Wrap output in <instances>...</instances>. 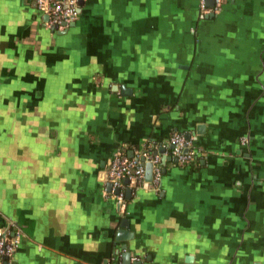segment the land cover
Instances as JSON below:
<instances>
[{"label": "crops", "instance_id": "obj_1", "mask_svg": "<svg viewBox=\"0 0 264 264\" xmlns=\"http://www.w3.org/2000/svg\"><path fill=\"white\" fill-rule=\"evenodd\" d=\"M81 2L57 32L0 0V264H264V0ZM191 133L195 163L118 208L113 155Z\"/></svg>", "mask_w": 264, "mask_h": 264}, {"label": "built area", "instance_id": "obj_2", "mask_svg": "<svg viewBox=\"0 0 264 264\" xmlns=\"http://www.w3.org/2000/svg\"><path fill=\"white\" fill-rule=\"evenodd\" d=\"M206 1L199 0L198 9L202 16L218 14L224 0H213L212 6H208ZM78 3L79 0H35L37 9L48 17L47 25L51 29L56 27L59 31L67 28L76 20ZM170 141L174 145L171 156L176 159L177 164L186 166L195 163L196 152L190 139L186 140L182 134H173ZM185 150L188 151L185 153ZM146 163L152 165V183L157 185L162 176L160 155H154L147 149L133 158L120 153H116L111 158L107 170V181L111 184V193L119 190V193L114 194L113 197L121 207L126 206L123 180L127 179L134 186H141L144 181ZM17 243L15 238H10L6 233L0 232V258L13 257Z\"/></svg>", "mask_w": 264, "mask_h": 264}, {"label": "water", "instance_id": "obj_3", "mask_svg": "<svg viewBox=\"0 0 264 264\" xmlns=\"http://www.w3.org/2000/svg\"><path fill=\"white\" fill-rule=\"evenodd\" d=\"M81 3H82L81 0H79L78 4L81 5ZM206 3L208 6H212L213 0H207ZM77 12H78V10H77ZM214 17H215V15L209 14V15L204 16V19H212ZM73 24L74 23H72L71 25H73ZM52 30L59 32L56 27L53 28ZM64 30H66V29H64ZM114 90H117V87H114ZM124 90H125L124 88L121 89L123 95L126 94V93H124ZM199 131H200V128H197L196 133H199ZM191 135H192V133L185 135V139L189 140ZM169 148L173 150L174 145L170 144ZM187 151L188 150H185L184 152L186 153ZM164 153H165L164 149L154 150V152H153L154 155H161L162 156L161 157L162 172H163V168H164L166 161H172L173 160L174 163H177L175 158H172L169 156L166 157V155H164ZM132 157L133 156H130V158H132ZM152 180H153L152 165L150 163H146L145 164V173H144V184H145L144 187L151 189L152 188ZM123 183L125 185H128L129 181L127 179H124ZM107 192L111 193V184L110 183L107 184ZM118 193H119V190H115L114 194L117 195ZM130 197H131V190L126 189L125 198L128 200ZM117 205H118V208H120V205L119 204H117ZM128 227H129L128 220L122 219L118 223V225L115 226L114 235H113L114 240L117 242H124V241L131 240L132 234L128 231ZM121 249L123 250V252L120 254L122 264H131V262H130L131 254L129 252L125 251L124 246ZM117 252H119V251H117ZM0 259L6 260V261L8 260L7 258H0ZM132 264H141V263L135 262Z\"/></svg>", "mask_w": 264, "mask_h": 264}]
</instances>
